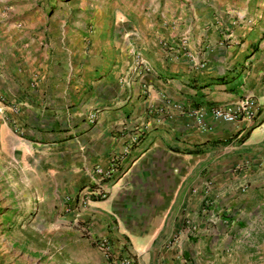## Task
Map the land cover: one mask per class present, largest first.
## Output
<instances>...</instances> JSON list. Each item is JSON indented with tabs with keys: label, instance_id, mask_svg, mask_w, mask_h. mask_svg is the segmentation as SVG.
Wrapping results in <instances>:
<instances>
[{
	"label": "crops",
	"instance_id": "obj_1",
	"mask_svg": "<svg viewBox=\"0 0 264 264\" xmlns=\"http://www.w3.org/2000/svg\"><path fill=\"white\" fill-rule=\"evenodd\" d=\"M167 8L146 35L109 14L61 21L33 68L0 75V134L17 128L41 156L32 182L56 232L65 220L72 264H109L103 240L117 264L263 263L252 239L264 233L253 223L264 217V0ZM247 95L261 106L253 121L210 114ZM139 130L107 198L75 209L96 166Z\"/></svg>",
	"mask_w": 264,
	"mask_h": 264
},
{
	"label": "rangeland",
	"instance_id": "obj_2",
	"mask_svg": "<svg viewBox=\"0 0 264 264\" xmlns=\"http://www.w3.org/2000/svg\"><path fill=\"white\" fill-rule=\"evenodd\" d=\"M166 5L167 0H0V75L6 65L19 67L20 62L33 68L35 63L28 60L41 54L39 42H49L53 34L61 33L65 27L61 23L69 18L93 23L109 14L146 35L153 20L177 11L175 6L169 11ZM11 130L5 140L0 134V264H72L65 220L64 228L56 232L51 201H41L32 182L39 178L34 164L42 158L20 141L17 128ZM39 184L42 195L48 191L45 196L49 197L48 186ZM261 220L253 223L264 224V217ZM253 236L257 247L252 252L264 263V233Z\"/></svg>",
	"mask_w": 264,
	"mask_h": 264
},
{
	"label": "built area",
	"instance_id": "obj_3",
	"mask_svg": "<svg viewBox=\"0 0 264 264\" xmlns=\"http://www.w3.org/2000/svg\"><path fill=\"white\" fill-rule=\"evenodd\" d=\"M260 104L255 97L247 95L236 102H230L219 106L209 108L210 114L215 119L222 120L228 123H235L242 119L253 121L260 115ZM206 110L200 108L196 113V121L198 127L202 130H206L209 127L205 121ZM143 131L139 130L130 138V141L124 146L121 152L110 155L105 164H98L94 169L96 174L95 182L92 186L83 188L77 197L75 198L74 207L78 209L80 207H86L95 200H101L107 198L110 194L111 183L114 176L120 170L121 161L128 153L133 144L137 143L141 138ZM100 249L103 250L105 255L110 259L109 264H117L116 261H112V252L109 247L108 240H103L99 243ZM131 262V261H129Z\"/></svg>",
	"mask_w": 264,
	"mask_h": 264
}]
</instances>
